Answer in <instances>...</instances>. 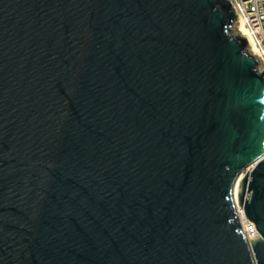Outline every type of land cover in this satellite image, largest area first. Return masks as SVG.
I'll list each match as a JSON object with an SVG mask.
<instances>
[{
	"label": "water",
	"instance_id": "water-1",
	"mask_svg": "<svg viewBox=\"0 0 264 264\" xmlns=\"http://www.w3.org/2000/svg\"><path fill=\"white\" fill-rule=\"evenodd\" d=\"M236 21L0 0V264H264V72Z\"/></svg>",
	"mask_w": 264,
	"mask_h": 264
},
{
	"label": "built area",
	"instance_id": "built-area-1",
	"mask_svg": "<svg viewBox=\"0 0 264 264\" xmlns=\"http://www.w3.org/2000/svg\"><path fill=\"white\" fill-rule=\"evenodd\" d=\"M232 2L237 14L235 28L237 29L238 23L245 29L244 36L248 39V49H253L251 53L257 56L258 69L264 72V0H232ZM247 230L250 233L255 231L253 227Z\"/></svg>",
	"mask_w": 264,
	"mask_h": 264
},
{
	"label": "bare ground",
	"instance_id": "bare-ground-1",
	"mask_svg": "<svg viewBox=\"0 0 264 264\" xmlns=\"http://www.w3.org/2000/svg\"><path fill=\"white\" fill-rule=\"evenodd\" d=\"M237 29L238 31L242 34V35H246V31L245 29L243 28L242 25H238L237 23ZM250 41V40H249ZM250 52L253 50L252 48H249ZM250 169V168H248ZM238 186H239V183L237 182L236 186H235V190H234V199L235 201H237V195H238ZM239 209V214H240V221H241V226H242V229L244 230V232L247 234V235H250L251 233L247 230V226H248V222L247 220L243 217V212H242V209L241 207H238Z\"/></svg>",
	"mask_w": 264,
	"mask_h": 264
},
{
	"label": "rangeland",
	"instance_id": "rangeland-1",
	"mask_svg": "<svg viewBox=\"0 0 264 264\" xmlns=\"http://www.w3.org/2000/svg\"><path fill=\"white\" fill-rule=\"evenodd\" d=\"M235 30L237 31V29L235 28Z\"/></svg>",
	"mask_w": 264,
	"mask_h": 264
}]
</instances>
